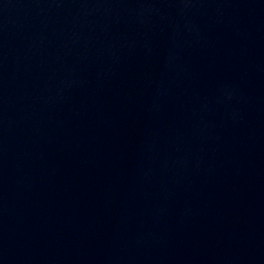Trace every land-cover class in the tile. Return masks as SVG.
Segmentation results:
<instances>
[{"label":"water","instance_id":"obj_1","mask_svg":"<svg viewBox=\"0 0 264 264\" xmlns=\"http://www.w3.org/2000/svg\"><path fill=\"white\" fill-rule=\"evenodd\" d=\"M0 264H264V0H0Z\"/></svg>","mask_w":264,"mask_h":264}]
</instances>
